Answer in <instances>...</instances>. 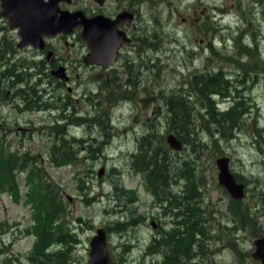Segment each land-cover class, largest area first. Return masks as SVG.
<instances>
[{"label":"rangeland","instance_id":"obj_1","mask_svg":"<svg viewBox=\"0 0 264 264\" xmlns=\"http://www.w3.org/2000/svg\"><path fill=\"white\" fill-rule=\"evenodd\" d=\"M135 1L141 7L137 18L140 38L135 42V52L129 61L136 63L132 73H138L137 95L123 93L125 87L114 81L99 87L97 77L77 68L72 74V90L62 88L56 110L51 97L58 91L46 79L40 82L38 78L41 105L49 107L18 112L14 109L16 103L0 98V138L4 133L2 128L11 129L3 137L7 149L36 155L45 177L60 190L67 208L66 228L79 238L73 252L75 264H88L89 240L97 227L111 231L118 223L134 220L137 224L125 231L108 232L112 264H161L160 255L146 253L152 252L148 247L157 231L176 233L180 226L186 229L187 221L189 227L194 222L197 226L202 215L206 222L201 229L208 236L197 231V237H191L197 238L198 249L201 244H208L204 246L216 264H259L251 259L250 253L254 249L252 240L264 235V0ZM0 26H4L3 22ZM239 34L242 35L241 44L255 50L263 65L255 63V56L241 52L234 38ZM7 35L11 40L16 38L13 30L7 31ZM22 55L28 60L32 58L31 52ZM244 62H250L256 70L242 72L239 63ZM79 73L81 78H75ZM207 73H221L232 92L229 98L211 94L219 112L233 108V97L238 93L245 96L247 108L239 118L232 121L227 115L220 123L211 121L207 105H201L206 100L202 99L199 89L194 90L197 93L190 91L189 84L195 74ZM125 75L119 78L121 85ZM36 80L34 76L33 82ZM179 94L193 100L190 103L192 116L196 117L193 131H199L195 133L202 147H196V152H192L191 146L179 152L172 150L176 161L174 156L172 160L169 158L167 171L172 176H181L176 177L177 184L170 188L177 199L183 197L180 203L187 194L188 182L184 176L188 172L197 173L194 181L202 196L195 199V213L199 216L192 214L191 220L186 216L176 218L173 214H165L158 204L153 205L155 195L146 174L132 167L136 162L134 156L141 154V150L146 152L141 144L147 143L146 146L154 148L158 145V137H164L168 146L165 137L170 133L171 114L166 110V102ZM144 96L158 98V111L150 120L146 119L139 104V98ZM66 97L69 102L65 113L69 118L63 120L57 117V111L64 110ZM65 128L67 133L59 135ZM221 130L230 131L233 136L222 137ZM91 134L93 140L86 143L84 139ZM61 142L75 152V160L69 165H54L49 158L50 146L59 147ZM146 153L151 155L152 149ZM221 156L230 159L231 173L245 186L246 196L242 199L234 200L218 183L215 160ZM187 160H194L193 171L182 168ZM101 168L104 172L99 177ZM18 177L19 197L16 200L7 191L0 192V222H3L0 264H29L26 256L35 240L33 232L27 233L36 223L33 202L28 198L32 185L27 174L20 173ZM239 200L241 202L237 203ZM127 207L136 215L133 220ZM181 209L186 212V203ZM152 220L159 226L153 228ZM184 238V243L189 244L190 237ZM234 242L238 244V252L227 247ZM245 253L249 258H244Z\"/></svg>","mask_w":264,"mask_h":264},{"label":"trees","instance_id":"obj_2","mask_svg":"<svg viewBox=\"0 0 264 264\" xmlns=\"http://www.w3.org/2000/svg\"><path fill=\"white\" fill-rule=\"evenodd\" d=\"M234 38L235 41L236 39L238 40L236 41V45L242 48L241 52H243V54L255 56V63L257 65H263V60L258 57V53L255 50L253 51L252 48L245 47L243 44H241L242 35L239 34ZM4 42V36H2L0 39V49ZM8 47L10 50L9 53L11 54L10 58L12 59V56L16 54V50L14 51V44L10 42ZM1 59L2 61H6L3 59V53L0 50V98L8 99L11 101V103H16L14 104V109L18 112L32 110L36 111L40 110L41 108L46 109L49 107L47 104L41 105V97L37 88L38 67H34L32 64H30V62L21 61L22 68H15L14 62L11 64L12 60H10L9 63L7 62L8 68H5L1 66ZM239 66L242 72L256 70L254 65H251L250 62L239 63ZM34 76L37 79L36 82H33ZM222 77L223 76L221 73L195 74L192 79L189 80V84L192 86V90L190 91L197 93L194 90L199 89L202 99L206 100V102H203L201 105L205 107L207 105L210 119L214 123L222 122L223 119L227 117V115H229L230 118H232V121H234L235 118H239L240 114L247 108L244 105V101H246L245 96L239 95L237 92V95L241 96L242 98H238V96L236 98L233 97V108L229 109L227 112H219L216 109L217 103L215 98H211V94H217L219 97L229 98L232 93L228 86V81ZM123 93L126 94V90H124ZM184 96L185 95L182 96L179 94L178 96H172L167 99L166 110L171 114V119L168 124V132L174 133L180 140H182L184 145L183 150L188 146H191L192 152H196V147L202 146L201 144H198L197 140L196 133L199 134V131H195L196 133L193 131L196 118L195 116H192V110L190 108V103H193V100L191 97ZM1 101L2 100H0V102ZM235 104L237 106L236 108L234 106ZM200 117L201 115L198 118L199 120ZM232 126H234V124H232ZM214 131L217 132V130ZM5 133L6 132L2 133V138H0V192L7 191V193H9L13 199L16 200V198L19 197L18 175L20 173L27 174L30 185H32L31 194L28 198L33 202L34 220L36 223L33 224L30 229H27V233L33 232L35 234V240L32 249L26 256L28 263L75 264L73 252L74 247L79 243V238L76 233H72L70 229L68 230L66 228L67 225L65 223V217L67 214V208L65 202L62 200L60 190L52 186L51 181L45 177L46 175L44 174L43 170L38 166V158L36 155L31 154L29 151L18 153L17 151L12 152L7 149L3 142V137L6 136ZM63 134L65 133L62 132L59 135ZM219 134L225 138H230L233 136V133L230 131L224 133V131L221 130ZM191 137H193V139ZM143 138L145 141L146 137ZM158 138V145H155L154 148H152L150 145L146 146L147 143L141 144V149L146 152L149 149H152L153 153L150 155L141 150V154L134 156L136 162L132 167L136 172H144L146 174L145 177L149 181V187L152 190V194L155 195V201L153 205L158 204L157 206H160L165 211V214H173V216L176 218L186 216L189 220H191L190 215L193 214L194 216H199V213H195L197 207L195 199L199 196H202V193L200 195L198 185L194 181L197 173L196 171L188 172L187 176H184L188 182L186 189L187 194L184 197L183 202L186 203L187 209L186 212L182 211L181 205L183 203L180 202L183 197L177 199V197L173 195V191L170 189L173 185L177 184V182L174 181L177 179L176 177L180 178L181 176H178L177 174L172 176V174L167 171L168 160L169 158L172 160L174 154L172 149H170L165 144L164 137ZM49 155H51L49 158L54 165H69L75 160V152H73L64 142H61L59 147H56V145H51L49 149ZM174 161H176V156H174ZM192 161L187 160L186 163L183 164L184 166L182 168L193 171L195 167L192 165ZM171 163L174 164L173 161ZM119 190L124 191L123 188H119ZM240 202V200L237 201V203ZM165 203L168 204V207L164 206ZM172 207H175L178 210L174 212L171 209ZM127 210L130 214V218L133 220V218L136 216L135 213L128 207ZM202 217V221L198 224H200V226L203 228L205 226L206 218L205 215H202ZM137 221H139V219ZM135 222L136 221L134 220L128 223H118L111 231H125L127 230L126 228L137 224V222ZM186 225L187 226L183 231V235L185 238L187 237V239H189L190 237V240H192L194 238L191 237L198 235L196 222L193 223L192 227H189V221H187ZM1 226H3V222H0V227ZM137 228H139V225ZM106 231L107 234L108 232H111L109 231V228H107ZM233 231H235V229H233ZM176 233H180L179 228L176 230ZM200 233H202L204 237L208 236L204 229H200ZM156 236L153 237V240L157 238ZM166 237L167 234L164 232L161 234L160 240H165ZM153 240L148 247V251H153L155 249V243H153ZM204 245L206 244L200 245L201 249L197 248V250H195V247L193 248L196 253L199 251L202 252L200 259L195 263L216 264L213 255H210L209 251L206 249V247L209 245L207 244L206 247ZM60 246H62L61 249L59 248ZM227 247H229L231 250H235V252H238L239 250L238 244L235 242L233 244L228 243ZM189 248L190 247H188V249ZM187 252L189 253V250H187ZM247 254L248 253L244 254V258L246 257V259L249 258ZM113 260L115 261L114 258ZM187 262H190V260H187Z\"/></svg>","mask_w":264,"mask_h":264},{"label":"flooded vegetation","instance_id":"obj_3","mask_svg":"<svg viewBox=\"0 0 264 264\" xmlns=\"http://www.w3.org/2000/svg\"><path fill=\"white\" fill-rule=\"evenodd\" d=\"M59 6L60 8L69 10L71 12L80 10L88 19L94 18L96 16H104L106 18H110L111 20H115L117 15L123 11L131 13L132 17L127 15L123 16L122 22L116 24L114 28H112V34L105 39L109 46L119 43L116 47L114 58L106 63L86 62V58L90 56L92 51L83 41V27L74 28L70 34L59 33L55 36H44L43 47L26 45L22 48H18L17 44L20 41V37L17 34V30L11 29L8 26V20L1 15L0 2V22H3L4 25L0 26V39L2 36H4L5 41L0 50L3 53V59L6 60L2 61L1 59V66L8 68L7 62L9 63L10 60H13L15 68L21 69L22 62L25 61L30 62V64H32L34 67H38V70H40L38 73L40 82L44 78L48 81L47 83L53 85L55 91H58L57 95L51 97L53 100V109L56 110L58 109L57 105L59 102V97H61L63 93L61 91L62 88L67 89L69 92L72 90V74L73 70L77 68L78 71L82 70L83 72L89 73V76L97 77L100 80L99 87H104L111 81H114L120 86H124V90H126L127 93H133L134 95H137L136 91L138 89V73L134 75L132 73L133 66L136 63L133 60L129 61V59H132V55L135 52V42L140 38V28L137 25V18L139 16L138 9H141L139 4L135 0H70L69 2L60 3ZM9 30H13L16 33V38L14 40H11L9 38L10 36L7 35V31ZM10 42L14 44V51L16 50V54L12 56V59L8 58L11 56L8 47ZM27 52H31V60H28L22 55V53ZM142 54H144V51H142ZM121 68L124 69L125 73L123 74H126L125 76H127L124 80V84L122 85L119 83V78L123 75L121 74ZM97 70H99V72H96ZM48 71L49 73H46ZM111 71L113 73H111ZM75 78H81V74H76ZM123 99L130 100L128 98ZM107 100L108 97L106 96L104 100L105 104ZM111 100L114 99L111 98ZM68 102L69 99L66 97L65 100H63V105L65 107L64 110L62 112L57 111L58 118H63V120H67L69 118V115L65 113V109L68 108ZM156 105L158 111L157 97ZM73 110L74 108L72 111ZM2 130L3 132H11V129H7L5 127L2 128ZM63 132L67 133V128H65V130L63 129ZM92 136L94 135L91 134L90 138H82V140L84 139V141L88 143L90 139L93 140ZM91 142L96 143V141ZM151 225L153 228L159 226L158 223H154L153 220ZM179 229V234H167V240H162L163 242L160 240L161 233L158 231L153 236L155 237L157 235V238L153 240V243H155V249L153 250L154 253L152 251L150 255H160L162 262L161 264H196L195 262L200 259L202 252L199 251L196 253L195 251L197 250V245L199 244L197 238L193 239L194 241L191 240L189 244L187 242L184 243V230H182L181 226ZM200 229V224H197L198 234H200ZM188 247L190 248L188 249ZM194 247L195 250H193ZM187 250H189V253ZM146 253L148 254L149 252ZM187 260H190V262H187Z\"/></svg>","mask_w":264,"mask_h":264},{"label":"water","instance_id":"obj_4","mask_svg":"<svg viewBox=\"0 0 264 264\" xmlns=\"http://www.w3.org/2000/svg\"><path fill=\"white\" fill-rule=\"evenodd\" d=\"M69 1L0 0L1 15L8 20L10 28L17 29L20 37L18 48L26 45L43 47L44 36H55L59 33L70 34L74 28L83 27V41L92 51L86 58V62L106 63L110 61L114 58L119 43L109 46L105 39L112 34V28L122 22L123 16L132 17V14L123 11L117 15L115 20L104 16L88 19L80 10L71 12L60 8V3ZM139 104L146 119L150 120L157 111L156 97H141ZM165 141L173 151H182L183 142L174 133H168ZM229 161L227 156H221L215 160L218 183L226 189L231 198L242 199L245 195V186L235 180L229 168ZM103 172L104 169L101 168L98 176L101 177ZM252 243L254 249L250 253L251 259L264 264V235L253 239ZM88 264H112L108 236L103 226L97 227L89 240Z\"/></svg>","mask_w":264,"mask_h":264},{"label":"bare ground","instance_id":"obj_5","mask_svg":"<svg viewBox=\"0 0 264 264\" xmlns=\"http://www.w3.org/2000/svg\"><path fill=\"white\" fill-rule=\"evenodd\" d=\"M240 87V86H239ZM219 97V96H218ZM210 118V117H209ZM200 238V237H199Z\"/></svg>","mask_w":264,"mask_h":264}]
</instances>
